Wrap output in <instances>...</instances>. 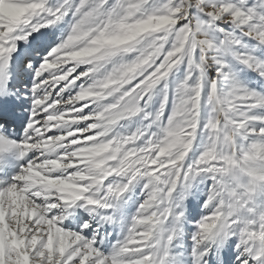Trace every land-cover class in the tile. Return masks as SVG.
<instances>
[{
	"label": "snow or ice",
	"instance_id": "snow-or-ice-1",
	"mask_svg": "<svg viewBox=\"0 0 264 264\" xmlns=\"http://www.w3.org/2000/svg\"><path fill=\"white\" fill-rule=\"evenodd\" d=\"M0 264H264V0H0Z\"/></svg>",
	"mask_w": 264,
	"mask_h": 264
}]
</instances>
